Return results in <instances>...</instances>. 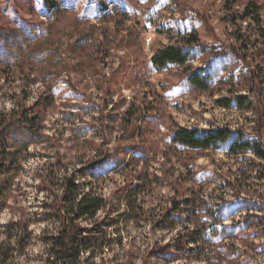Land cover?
Returning <instances> with one entry per match:
<instances>
[{
  "label": "rangeland",
  "instance_id": "374dc122",
  "mask_svg": "<svg viewBox=\"0 0 264 264\" xmlns=\"http://www.w3.org/2000/svg\"><path fill=\"white\" fill-rule=\"evenodd\" d=\"M55 1L50 8L44 0H0V30L18 36L17 48H0V114L18 112L20 102H50L36 112L39 142L3 195L0 224L24 219L32 233L18 250L0 228V242L11 249L5 264H40L48 223L39 217L62 194L64 177L115 202L141 171L150 183L141 196L149 212L121 224L124 244L113 264H264V160L232 152L230 142L206 150L171 143L178 126L227 127L264 142V39L252 36L245 47L237 35H248L246 23L221 21V0ZM179 31L199 35L194 60L156 70L153 52L183 45ZM203 67L207 90L187 78L186 70ZM190 198L202 204L197 227L212 235L210 245L185 250L177 241L195 227L181 218Z\"/></svg>",
  "mask_w": 264,
  "mask_h": 264
},
{
  "label": "trees",
  "instance_id": "16d2710c",
  "mask_svg": "<svg viewBox=\"0 0 264 264\" xmlns=\"http://www.w3.org/2000/svg\"><path fill=\"white\" fill-rule=\"evenodd\" d=\"M221 1L222 7L219 13L221 21L239 28H242L243 24L246 23L244 29L249 31L248 35L246 37L237 35L240 37L239 41L245 42V47L248 45L246 42L251 44L249 40L252 36L258 43L264 39V17L261 12L264 7V0L263 3L260 0ZM44 2L50 8L56 5L55 0H44ZM17 29L18 31L21 30L20 28ZM238 31L242 32L239 29ZM177 35L181 38L183 45L166 44L153 52L151 62L156 70L161 71L174 65L187 67L194 60L195 50L193 46L199 43V35L196 32L183 34L180 31ZM17 41V32L10 35L4 29L0 30V48H4L5 52L10 47L17 48ZM13 56L14 60H19L18 55L14 54ZM4 64H6V60L0 59L1 68L5 67ZM186 72L188 80L194 86L202 90L208 89L210 74L204 70V67L195 71L188 69ZM246 99V96L238 97L237 105L243 106ZM217 101L224 107L232 105L230 99ZM49 103V101L38 99L27 108L23 102H20L18 112H11L8 116L3 113L0 114V212L4 207L3 195L20 173L21 161L27 157L29 146L39 142L38 139L41 136L38 129L40 119H38L39 115L37 116L36 112L41 107H48ZM227 142H230L228 149L234 153L252 152L264 160V142L260 138H245V134L241 131H234L227 127L207 129L178 126L171 137V143L175 144L173 146L186 149L218 148ZM129 162H124V165ZM42 178L44 182L47 181L46 178ZM48 184L50 183L48 182ZM149 185L148 175L141 171L135 179L120 189V193L115 197L114 202L112 197L108 199L92 187L81 189L79 183L72 176L64 177L62 194L56 195L49 209L39 217V221L48 223L40 235L44 245L43 253L40 255V264H113L115 247L124 244V230H122L121 224L124 221L125 223L137 222L138 219H142L145 212H149V209L144 211L141 197L147 193ZM46 190L48 191L49 187ZM183 204L188 217L181 218L195 224V227L186 228L184 232H179L177 246L186 250L190 244L210 245L211 230L203 234L196 224L197 220L200 219L199 211L202 204L197 203L193 198L184 200ZM122 205L123 211L119 213ZM175 208L168 209V217L175 215ZM104 209L107 210L102 220L100 222L94 220L98 212ZM112 212L117 213L116 218ZM146 216L149 217L147 214ZM167 222L170 221L167 219ZM25 223L24 219H11L9 222L0 224V228L5 230L9 240L15 238L18 241L16 246L19 247L18 250H23L26 238L32 234L28 232V225ZM168 223H162V225L167 226ZM111 228L112 231H110ZM4 243V241L0 242V263L2 264L11 258L9 256L11 249L8 251L7 248H4ZM192 251L194 249H189V252Z\"/></svg>",
  "mask_w": 264,
  "mask_h": 264
}]
</instances>
